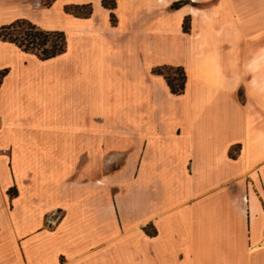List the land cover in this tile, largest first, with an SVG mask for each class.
Listing matches in <instances>:
<instances>
[{"label":"crops","instance_id":"0c3cea01","mask_svg":"<svg viewBox=\"0 0 264 264\" xmlns=\"http://www.w3.org/2000/svg\"><path fill=\"white\" fill-rule=\"evenodd\" d=\"M173 1L0 0L66 40L0 38V264H264V0Z\"/></svg>","mask_w":264,"mask_h":264},{"label":"trees","instance_id":"16d2710c","mask_svg":"<svg viewBox=\"0 0 264 264\" xmlns=\"http://www.w3.org/2000/svg\"><path fill=\"white\" fill-rule=\"evenodd\" d=\"M184 0H175L172 2L173 7H178ZM103 4L113 5V2L108 3L106 0H102ZM82 5H68L66 10L71 9L74 10L75 7ZM91 12V6L88 5V10L84 13L87 15ZM25 23L26 29L24 30V36H22L25 40L19 39L17 36H13L10 33V29L14 27L16 24ZM182 27L184 30H187V26L182 23ZM0 38L8 39L10 41H14L16 44L21 46L25 50H31L36 52V54L41 58H46L53 56L65 49V33L60 29H45L32 22L28 18H17L11 21L8 24L0 25ZM50 41V44L47 45V42ZM38 46H41L40 49ZM165 65H156L153 67V71L162 73L164 75L163 69ZM176 68H182L181 65H177ZM6 69H0V81L2 76L5 74ZM166 78L167 84L170 90L174 93L181 92L184 88L186 74L183 71L182 80L179 84L175 85L173 79L168 75H164Z\"/></svg>","mask_w":264,"mask_h":264},{"label":"rangeland","instance_id":"374dc122","mask_svg":"<svg viewBox=\"0 0 264 264\" xmlns=\"http://www.w3.org/2000/svg\"><path fill=\"white\" fill-rule=\"evenodd\" d=\"M108 3L112 2V0H106ZM70 12L76 14V15H84V13L88 10V5H82L75 7L74 10L68 9ZM114 15H112L111 19L114 20ZM41 22L48 24V25H55L59 23V20L53 17L45 16L43 19L40 20ZM176 22V19H175ZM184 24L187 26L188 25V16H185L183 19ZM43 27V26H42ZM45 28V27H44ZM26 29V24L25 23H19L16 24L14 27L10 29V33L13 36H17L19 39L25 40L22 36H24V30ZM26 41V40H25ZM178 37H174L173 39V52L178 49ZM50 44V41L47 42V45ZM41 46H38L40 49ZM166 67L163 69L164 75H168L170 78L173 79V82L175 85L179 84L182 80V75L183 71L185 73V69L182 66V68H176L177 65H165ZM0 152L2 150L0 149ZM124 155H121V152H111L109 154V159H111V164H110V170H114L115 168H118L121 163L123 162ZM18 191L17 186H12L9 189H7V197H11Z\"/></svg>","mask_w":264,"mask_h":264},{"label":"built area","instance_id":"2783aa9c","mask_svg":"<svg viewBox=\"0 0 264 264\" xmlns=\"http://www.w3.org/2000/svg\"><path fill=\"white\" fill-rule=\"evenodd\" d=\"M1 150H5V148H2ZM61 216L62 212L59 209H51L45 213L44 222L48 226H53L60 220ZM259 242L264 244V229L262 231V236Z\"/></svg>","mask_w":264,"mask_h":264},{"label":"bare ground","instance_id":"6f19581e","mask_svg":"<svg viewBox=\"0 0 264 264\" xmlns=\"http://www.w3.org/2000/svg\"><path fill=\"white\" fill-rule=\"evenodd\" d=\"M1 126H2V122H1V119H0V129H1ZM2 152H7V148H5V150H2Z\"/></svg>","mask_w":264,"mask_h":264}]
</instances>
